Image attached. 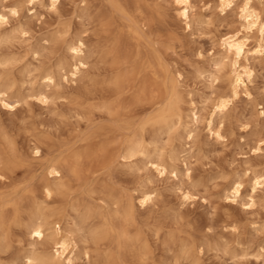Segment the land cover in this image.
Masks as SVG:
<instances>
[{
    "label": "bare ground",
    "instance_id": "1",
    "mask_svg": "<svg viewBox=\"0 0 264 264\" xmlns=\"http://www.w3.org/2000/svg\"><path fill=\"white\" fill-rule=\"evenodd\" d=\"M48 1L51 6H56L57 0ZM148 1L83 0L79 16H90V8L96 7L93 3L98 5L94 19H97L95 22L98 24L95 25H99L101 33L99 48L88 52L84 38L72 33V22L63 23L53 33L45 36L44 43L29 51L31 60L41 63L40 59L46 57V51L50 49L48 53L55 57L54 61L46 65H33L32 61L22 63L19 57L1 52L9 47L16 37L24 36L26 30L20 27L6 31L9 16H15L18 9L0 7L2 106L12 108L14 104L25 102L28 98H34L48 106L56 104L58 100H65L71 104V117L74 118L75 126L79 127L75 142L68 146L65 143L66 146H62L57 156H49L48 160L45 159L46 161L39 165L36 163L41 170L38 172H26L29 167L24 169L25 172H15L23 166L18 156L17 144L15 145L16 142L5 131H0V253L9 250L14 234L12 226H18L29 241L28 249L23 250L22 257H18L24 264H72L76 254H81L85 260L91 261L90 243L96 251L93 250L96 254L92 251L93 256H97L94 257L95 261H99V253L101 264H146L148 261L146 240L144 241L141 233L134 229L135 191L133 196H127L128 193L120 192L116 186V189L113 188L112 183L110 182L112 186L109 184V181H113L112 175L101 171L111 165L131 168L135 160H142L149 171L152 170L158 175L169 173L176 176L177 171L171 164L170 167L164 164L165 155L161 157L157 145L164 136L175 130L177 125L183 128L188 139H192V130L183 123L181 111L177 112L175 103L167 100L168 77L162 61L153 59L148 54L149 49L145 47L147 41L145 42L144 38L147 37L143 35V27L151 16L152 6ZM173 1L178 18L189 29L192 22L191 0ZM236 1L217 0V7L220 11H226L231 9ZM28 2L35 5L43 4L44 0ZM89 3L92 4L89 6ZM238 8L241 28L236 32L227 30L218 37L223 52L222 60L230 59L233 65L234 77L232 89L229 90L231 98L245 90L251 76L250 69L240 63L247 54L244 42L246 34L255 29L264 35V19L251 5V0H241ZM70 18L69 20L73 19ZM262 52L263 46L260 44L253 50L254 54L260 55ZM93 53L96 65H93L94 68L89 73V63L93 59L89 61ZM62 82L79 83L80 86L73 88L69 94L61 89ZM228 101L230 100L224 98L217 99L212 115L224 113ZM149 109L152 112L147 114L145 111ZM144 112L147 115H144ZM142 114L144 116H141ZM189 117L191 123L196 124L199 121L198 111L192 108ZM212 119L211 116L207 123L208 131L220 138L221 130H215ZM31 152L39 163L41 150L37 140L33 142ZM153 154L156 156H152ZM170 154L167 157L173 159L169 157ZM37 173H40V177H37ZM28 175L30 178H27ZM36 178H39V183L35 182ZM249 179L251 194L247 195V201L253 203L252 195L255 190L264 185V173H253ZM79 188L83 189L80 198L77 193ZM224 192L226 198L241 197L244 192L242 181L233 179ZM140 194L141 205L154 201L152 193L143 191ZM89 201L98 202L96 207L106 211L92 213L88 208ZM68 212L74 213L79 219L73 224L76 234L80 237V247V242L76 240L78 235L65 228L66 222L70 221H66ZM71 228L74 229L73 226ZM41 244L46 245L42 247ZM11 260L9 259L10 262Z\"/></svg>",
    "mask_w": 264,
    "mask_h": 264
},
{
    "label": "rangeland",
    "instance_id": "2",
    "mask_svg": "<svg viewBox=\"0 0 264 264\" xmlns=\"http://www.w3.org/2000/svg\"><path fill=\"white\" fill-rule=\"evenodd\" d=\"M82 2L83 0H57L54 7L48 0L35 5H31L28 0H0V7L18 9L15 16H9L6 31L21 27L27 33L23 38L16 37L1 52L19 57L21 62H31L29 51L44 43L45 36L53 33L60 24L69 22H72L71 29L74 28L72 33L84 38L86 50L94 52L101 44L99 25L96 27L95 24L98 23L94 19L98 5L93 3L96 7L90 8L92 15L79 16ZM148 2L152 6L151 16L143 27V35L147 37L144 38L147 41L145 47L149 49L148 54L153 59L162 61L168 77L167 100L175 103L176 107L173 106L178 108L177 112L181 111L183 123L192 130V139H188L183 128L177 125L176 132L173 129L162 138L166 142L161 139V143L157 145L159 154L161 157L165 155L163 160L166 161L161 157L160 160L167 167L171 164L177 171L176 176L169 173L158 175L151 169L149 171L142 160H135L131 168L111 165L101 171L112 175L113 181H109V184L112 183L113 188L116 186L120 192L128 193L127 196L134 195V229L147 241L145 243L149 257L146 264H264V185L255 190L252 195L253 203L247 201V195L251 194L250 175L264 173V35L255 29L246 34L244 42L247 54L240 63L250 69L251 76L245 90L231 98L229 93L234 77L233 65L230 59L222 60L223 52L218 37L227 30L236 32L241 28L238 8L241 0H237L226 11H220L217 0H191L192 22L189 29L178 18L173 0ZM90 4L92 3L89 6ZM251 5L264 19V0H251ZM259 44L263 46L262 54H254L253 50ZM48 52L50 49L46 51V57L40 59L41 63H31L46 65L54 61L55 56ZM89 62L88 69L91 70L88 72H92L96 63L94 53ZM61 84V89L69 94L73 88L80 86L79 83ZM220 98L230 100L227 102L228 106L224 113L212 115L213 106ZM58 101L48 106L34 98H28L25 102L14 104L12 108L4 107L0 102V131H5L16 142L18 156L23 164L15 172H25L24 169L28 167L26 172L41 171L39 164L48 160L49 156H57L66 146L65 143L68 146L76 141L79 127L75 126L74 118L71 117L72 106L65 100ZM192 108L198 111L199 121L196 124L190 121ZM145 112L149 114L152 111L149 109ZM145 112L144 115H147ZM211 116L215 130H221L220 138L208 131L207 123ZM36 140L41 150L39 163L31 152V146ZM169 154L174 160L167 157ZM39 174L37 173V177H40ZM237 178L242 181L244 192L237 199L226 198L224 190ZM36 180L39 183V178ZM79 189L77 196L80 198L83 189ZM143 191L152 193L154 201L141 205L140 193ZM91 202L88 204L91 212L96 211L97 214L99 211H106L96 207L98 202ZM76 217L74 213L68 212L66 221L70 220V223L66 222L65 228L72 234H76L73 224L79 220ZM12 230L15 232L11 237V246L3 254L0 253L3 256H0V264H24L18 257H22L23 250L28 249L29 241L18 226H12ZM75 234L74 237L78 235ZM78 237L79 235L76 240L80 242ZM80 244L81 242L78 243L79 247ZM41 245L45 247L46 244ZM91 246L90 243L91 261L76 254L72 264H101V256L97 254L99 261L96 262V251ZM9 259H12L11 262Z\"/></svg>",
    "mask_w": 264,
    "mask_h": 264
}]
</instances>
